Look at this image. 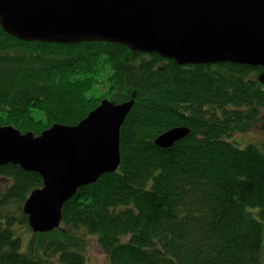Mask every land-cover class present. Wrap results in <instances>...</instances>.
<instances>
[{"label":"trees","instance_id":"obj_1","mask_svg":"<svg viewBox=\"0 0 264 264\" xmlns=\"http://www.w3.org/2000/svg\"><path fill=\"white\" fill-rule=\"evenodd\" d=\"M263 71L180 65L115 42H29L0 25V126L39 135L79 123L103 99L136 95L121 128L119 168L64 203L60 228L36 233L24 213L42 175L0 166V264H86L90 236L107 264H263L264 139L244 147L231 139L264 131ZM177 126L191 133L170 148L155 143ZM14 222L32 233L28 252Z\"/></svg>","mask_w":264,"mask_h":264},{"label":"water","instance_id":"obj_2","mask_svg":"<svg viewBox=\"0 0 264 264\" xmlns=\"http://www.w3.org/2000/svg\"><path fill=\"white\" fill-rule=\"evenodd\" d=\"M0 25L29 42H115L180 65L264 67V0H0ZM258 79L264 84V71ZM135 98L103 99L79 123L39 135L0 126V166L17 164L44 180L23 204L34 232L60 228L64 203L119 168L121 128ZM190 133L173 127L155 143L170 148Z\"/></svg>","mask_w":264,"mask_h":264},{"label":"rangeland","instance_id":"obj_3","mask_svg":"<svg viewBox=\"0 0 264 264\" xmlns=\"http://www.w3.org/2000/svg\"><path fill=\"white\" fill-rule=\"evenodd\" d=\"M111 73H112V69L110 65H108L107 68L102 70L100 74L97 75V77L100 81L104 82ZM101 85H99V87L95 86V88L93 89V92L95 94H99L101 92L102 90ZM32 111H33V115L37 119H43L45 117L44 112L42 110H38V108H34ZM231 139L238 140L239 146L244 147L247 141L256 142V141L263 140L264 131H262L259 126H255L251 130L247 131V133H242V135H240V133H236L235 135L231 137ZM0 183L2 184V181H0ZM11 227H13V229L17 232V234L22 238L23 245H22L21 251L28 252L29 251L28 241L29 239L30 241L32 240V237L30 238L32 234L31 231L27 232L25 226L17 222H14L13 226ZM88 238H89V243H88V247L86 251L88 260L86 264H107L108 263L107 256L103 254L104 252L101 250L100 246L98 245L96 238L94 237L92 238L91 236Z\"/></svg>","mask_w":264,"mask_h":264}]
</instances>
